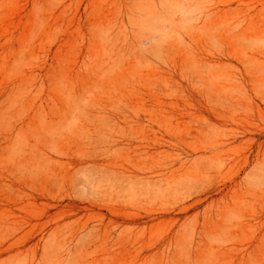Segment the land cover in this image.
<instances>
[{"label":"rangeland","instance_id":"1","mask_svg":"<svg viewBox=\"0 0 264 264\" xmlns=\"http://www.w3.org/2000/svg\"><path fill=\"white\" fill-rule=\"evenodd\" d=\"M239 1L259 12L248 19ZM261 3L0 0V264H90L82 248L67 255L63 237L51 230L38 231L26 245L22 239L47 220L32 217L46 203L57 205L50 216L72 210L67 194L114 197L113 171L131 156L147 174L129 187L136 207L147 208V224L137 231L148 249L138 264H264ZM217 7L223 15L205 26L204 13ZM235 22L241 28L230 33ZM205 60L213 61L206 66ZM138 147L142 156L133 153ZM216 157L228 161L224 169ZM169 163L175 177L158 179L155 171ZM23 180L37 190L35 206L20 202L23 191L33 194ZM223 180V194L243 180L246 185L223 201L216 187ZM181 181L190 190L204 181L213 186L181 213L174 198L188 190ZM98 213L82 212L60 225ZM26 223L24 232L13 231ZM162 237L172 240L169 247L149 248ZM118 252L114 263L105 256L103 264H125ZM138 253L133 249L126 259Z\"/></svg>","mask_w":264,"mask_h":264},{"label":"bare ground","instance_id":"2","mask_svg":"<svg viewBox=\"0 0 264 264\" xmlns=\"http://www.w3.org/2000/svg\"><path fill=\"white\" fill-rule=\"evenodd\" d=\"M239 2L244 7V9H242L240 11H244V14L248 19L253 18V16L256 14L255 12L257 10L259 12V9L256 5L251 6L250 5L251 3L246 4V3H244V1H239ZM260 7H261V9H264V3H261ZM263 11L264 10H262V12ZM222 13H223V10L220 7H217L216 9H213L211 11L204 13L203 17L205 19V23H204L205 26H206V23L213 21L215 19V17L220 19L221 16L223 15ZM204 24H202V25L204 26ZM238 24H241V23H238ZM234 25H235L234 27L233 26L231 27V28H233V30H231L230 33L231 32L234 33V30L236 31L237 28H241V25L238 26L236 24V22ZM193 27H195V26H193ZM235 27H237V28L235 29ZM228 29H230V28H228ZM228 32H229V30H228ZM230 33H228V35ZM211 37H213V36H211ZM214 37H215V35H214ZM215 38H213V40H215ZM251 46H253V44H251ZM254 46H256V45H254ZM242 48H244V47H242ZM252 48H254V47H252ZM252 48H249V50L251 49V50L255 51ZM244 50L242 52H244ZM242 52H241V54H243ZM246 55H248V53L245 54V57H246ZM260 55L262 56L261 53H260ZM238 56H239V54H238ZM243 58H244V56H243ZM254 58H256V56ZM243 60H245V59H243ZM212 61L211 60H205V65L206 66L210 65L212 63ZM255 61L257 62L256 59H255ZM255 63H252V64H255ZM257 63L260 64L259 60ZM252 64L250 63V65H252ZM242 65H245V64H242ZM263 66H264V64H263ZM251 67H250L249 71L254 68L253 66H251ZM256 71L259 72V70H257V68H256ZM260 72H261V70H260ZM262 83L264 84V82H262ZM232 138H234V137H232ZM229 140L224 141V142L220 141L221 143L217 142L215 147H226L229 144ZM133 153L137 156L143 155V153H141L139 147L136 148L133 151ZM145 156H147V153L145 154ZM262 156L264 157V155H262ZM258 157L260 159L259 155H258ZM131 158H133V157L131 156L125 161L119 160L115 170L113 171V174H114L115 180H116V192L114 194V197L103 196V197H94L91 199H86V200L83 199L82 200L81 197H78L76 195L67 194V198L72 201V203H71V209L72 210L71 211H59V212H57L53 215H50V216H47V214L50 212L51 209L57 208L56 207L57 205L55 206L53 204L46 203V204H44L45 208H44L43 212L38 211L36 213H32V215H33L32 217L37 218V217H41V216H46L47 220L44 223L31 225L30 230L25 233L24 238L22 239V241H23L22 243L23 244L25 243V245H26L27 242L31 241L34 238V236L37 234L38 231L40 232V234H43L47 230L48 231L51 230L52 231L51 236L63 237L62 243H63V246L65 247V250L67 251V255H70L72 253V250H78L79 248H82L83 255H85V257L91 259L90 264L109 263L107 259H105V258L102 259V257H105V256H108L110 259V262L114 263L116 260V255H115V257L111 256L114 251H119L118 252L119 254H117V256H119V257L121 256V259L119 260V262L123 261L125 264H127V263L138 264L139 261H142V259H141L142 254L141 253L143 250H147L148 248H147V243L144 245L142 244L143 239L145 237L144 233L137 231V230H138L139 225L147 224V208L141 204H138L139 206L136 207L137 205L135 204L136 201L134 199L135 196L133 194V191L130 188H131V185L134 183L133 182L134 180L139 179V178L143 177V175H147V174L144 172V170L141 168V166L135 167L133 165V159L131 160ZM213 158L210 159V162L214 160ZM221 158H220V160L217 159V157L215 158L216 159L215 165H216L218 160L220 161V162L218 161V163L219 164L221 163ZM178 161H179V159L177 160V162ZM213 162H211V163H213ZM225 162L226 161L222 162L224 167L222 165H220V167H222L223 169L225 168L226 163L228 161L226 163ZM237 162L239 164V159ZM248 162H249V159H248V157H246L244 164L239 167V171L244 170V168L248 165ZM218 163H217V165H219ZM211 166L214 168L213 165H211ZM211 166H210V168H211ZM231 167H232V165H231ZM236 167H237V165H236ZM173 168H174V165H172V163L161 164L159 167V170L155 171L157 174H159V175H157V178L158 179L166 178L168 175L169 176L166 178L167 180L174 178L177 172L173 171ZM217 168H219V166ZM233 168H235L234 165H233ZM219 170H220V168H219ZM141 179H145V178H141ZM146 179H147V177H146ZM225 180H223V182H219V183H217L218 182V180H217V182H216V184H217L216 187L218 188V190L219 189L221 190V191L219 190V193L222 195V197H224L222 199L223 201L228 199V196L230 193L235 192L237 189L242 190L243 186L245 187V185H246V182H244L245 180H243V183H240V184L236 183L235 185H233L229 188L228 192L223 194V192H225V187H226V182H224ZM198 182L199 181H196V183H198ZM204 182H201V186H200V184H199L200 182H199L198 183L199 187H197L198 185L196 184L197 185L196 188L194 190H190V188L188 186L186 187V185H185V187H184L183 181H181L179 184L183 185V189L188 188V190L186 189L184 193L183 192L179 193L180 194L179 197H174L175 199L177 198V200H178V201L175 200L176 205L184 206L188 202V200L191 199L194 195L201 196V195H205V193L207 194L208 188L210 187V189H211V186H213V183H211L209 185L208 182H206V181H204ZM23 183L21 185L25 186V187H29L31 189V191H33V194L27 193L26 191H23L21 193V195L19 194L20 195L19 196L20 202H24L25 200H27L28 203L26 204V206H30V205L35 206L34 202L37 199V190H35L34 186H29V184L26 182V180H23ZM202 183H204L205 185ZM206 183L208 184L207 186H206ZM22 189H23V187H22ZM44 189H46V188H44ZM40 195H42L43 198L44 197L49 198L51 194L48 193L47 190H45V191L43 190L40 192ZM233 195H234V193L232 194V196ZM235 196H236V193H235ZM235 196H234V199L236 198ZM46 198H44V199H46ZM234 199H232V200H234ZM15 200H17V199H15ZM52 200L57 201V200H54L53 198H52ZM201 202H202L201 199H197V200H195V202H193L188 207L184 206V208L181 209V213H184L185 211L190 210L192 207L197 206ZM81 205L83 207H81ZM167 209H169V208H167ZM179 209H180V207H179ZM94 210H98L100 213H98L97 215H94V216L93 215H88V216L84 215L85 217L78 219L77 221L73 222L70 225H66V226L60 225L61 222L65 221L66 219L71 218L73 215H77V214L82 213V212H92ZM135 210L137 212H135ZM102 213H105L106 215L102 214ZM150 217H152V216L149 215V219H151ZM26 225H28V224L26 223L25 225H22V226H15V227H13V231L15 233L24 232ZM184 226H188V225L185 224ZM193 236H195V235H193ZM46 243L47 242H45V244ZM170 243H172V240L169 242V240L162 237V238H159L158 240H156L155 243L153 245H151L149 248H152V247L158 248V247H164V246L169 247ZM17 244L19 245L20 243H16L12 246H16ZM38 247H39V243L36 244L34 249H37ZM171 247H172V245H171ZM133 249L136 251H139L140 254L138 253V255L136 257L126 259L127 257L131 256V251ZM32 253L35 254V250H33ZM83 255H82V257H83ZM172 258H174V256ZM142 264H147V260L143 261Z\"/></svg>","mask_w":264,"mask_h":264}]
</instances>
